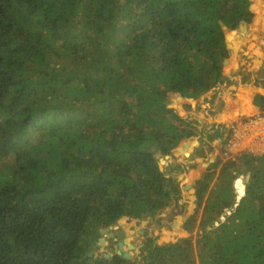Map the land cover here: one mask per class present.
Segmentation results:
<instances>
[{
	"label": "trees",
	"instance_id": "obj_1",
	"mask_svg": "<svg viewBox=\"0 0 264 264\" xmlns=\"http://www.w3.org/2000/svg\"><path fill=\"white\" fill-rule=\"evenodd\" d=\"M253 17L251 0H0V264H264V154L205 170L189 240L95 253L103 227L177 206L171 158L197 127L171 94L220 83L226 28L236 48Z\"/></svg>",
	"mask_w": 264,
	"mask_h": 264
},
{
	"label": "crops",
	"instance_id": "obj_2",
	"mask_svg": "<svg viewBox=\"0 0 264 264\" xmlns=\"http://www.w3.org/2000/svg\"><path fill=\"white\" fill-rule=\"evenodd\" d=\"M253 21L254 24L255 21L257 24L250 27L247 39L242 38L237 47L233 48L232 53L229 54L230 59L228 58L227 64H224V77L220 83L199 97L192 98L193 102L182 95L171 94L176 99V103L170 106L175 107L183 117L195 121L194 124L197 127L196 134L183 140L175 149L174 157L171 158L183 167L182 170L175 172L174 175L180 182L182 198H188L191 203L196 199V181L212 163L221 157L223 142L228 134V125L238 115L257 112L264 107V104L258 102L261 98H257L258 96H264V75L261 73L263 55L259 46L258 50L256 47L250 46L258 40L264 46L263 9L261 14L255 16L248 23L252 24ZM231 31H238V29L229 30V32ZM228 33L226 34V40L229 46L233 41L228 38ZM248 40L251 43L249 45ZM245 53L253 58V61H246L244 58ZM187 103L190 104L189 107H186ZM250 105L253 108L252 112L247 110ZM239 176L246 182V175L240 174ZM236 181L235 179V187ZM188 199H185L186 203L189 201ZM171 208L167 207L161 214L164 215ZM228 209L224 208L220 217H224L225 212L229 211ZM193 211V205L189 206L185 216L177 215L178 217L180 216L179 222L175 220L174 225H179L182 229V220L184 221ZM136 220L140 219L122 217L116 224L111 226L109 234L116 232V230L123 231L125 233L123 236L134 244L132 241L136 237L135 232H140L142 228H139V226L143 224L140 225L143 222L140 220L137 225ZM149 220L151 221L152 218L149 217ZM183 238L188 239L187 236ZM117 240L118 238L112 240L115 246ZM125 249L130 250L127 245H125ZM130 251L132 256L133 250Z\"/></svg>",
	"mask_w": 264,
	"mask_h": 264
},
{
	"label": "rangeland",
	"instance_id": "obj_3",
	"mask_svg": "<svg viewBox=\"0 0 264 264\" xmlns=\"http://www.w3.org/2000/svg\"><path fill=\"white\" fill-rule=\"evenodd\" d=\"M260 1L263 3L260 6V8L264 10V0H260ZM255 2H257V0H255ZM255 2L253 1L251 3V10L254 13V17L257 16L258 14H261L257 11L256 7H254ZM253 24H254V21H253L252 25ZM228 32H229V30L226 32V34ZM250 38H251V36H250ZM247 42H248V45L251 44L249 42V40ZM247 42H246V44H247ZM227 45H228V42H227ZM250 46L253 48L256 47L257 50H258V46L260 47V50L262 51V55H263L262 62L264 64V46L261 44L260 40L255 41ZM248 52H249V50H248ZM249 57L250 56H248L247 53L244 54V58L246 61H253L252 60L253 58H251V57L249 58ZM228 58L230 59V57H228ZM263 64H262L261 73L264 75V65ZM174 152H175V150H174ZM173 157H174V153H173ZM185 199H188V198H185ZM185 199L181 198L178 201L177 206H175L174 204H171L169 207H172V208L169 209L168 212H165L164 215H162V214L157 215L155 217V219L152 217L151 221L149 220V217L140 219L143 221L140 223V225L142 223L144 225L142 224V226H139V228H142L143 231L141 230L138 233L135 232L136 237L132 241V242H134L135 247H136L132 251L133 258H135L137 256L138 259H141V253L143 251L144 242H145V239L147 236L156 237V241L159 244L176 242L179 239H182L184 236H187L188 240L190 239L189 237L191 236V232H188L186 229H184V226H183L186 218L184 219V221L182 220V223L180 221V223L182 224V229H181V226L174 225V222H176L175 220H177V222H179L178 219L180 218V216L178 217L177 215L185 216L189 206L193 205L194 210L196 208L197 203H195V202L191 203L189 199H188L189 201L187 203H185L186 202ZM183 204H185V205L183 206ZM113 248H116V246H115V244H113L112 240L110 242L106 241L103 246H99V249L97 251H95V253L97 252V253L106 254V253L110 252V250Z\"/></svg>",
	"mask_w": 264,
	"mask_h": 264
},
{
	"label": "built area",
	"instance_id": "obj_4",
	"mask_svg": "<svg viewBox=\"0 0 264 264\" xmlns=\"http://www.w3.org/2000/svg\"><path fill=\"white\" fill-rule=\"evenodd\" d=\"M243 154H264V107L257 112L240 114L228 125V134L223 142L221 159L235 161ZM243 190L236 184L239 196L244 194L245 181L238 176Z\"/></svg>",
	"mask_w": 264,
	"mask_h": 264
},
{
	"label": "water",
	"instance_id": "obj_5",
	"mask_svg": "<svg viewBox=\"0 0 264 264\" xmlns=\"http://www.w3.org/2000/svg\"><path fill=\"white\" fill-rule=\"evenodd\" d=\"M254 0H251V3L253 2ZM229 29L226 28V32L228 31ZM233 48L231 46H228V51H229V54L232 53V50ZM228 62V59H226L224 61V64H227ZM185 98H187L188 100H192V97H187V96H184ZM158 156L161 157L162 154L159 152L158 153ZM168 158V156L166 155L164 158L161 159L160 161V168L163 169V166L164 164L166 163V159ZM197 198L194 200L195 203H197ZM150 218H152L151 216H149ZM129 219H131L132 217H128ZM140 222V220H136V224L138 225ZM112 226V225H111ZM111 226L109 227H103L101 229V234L103 235L102 237H100L98 239V242L96 243L97 246H103L105 244L106 241H109V240H113L115 238H118L117 240V244H116V248H113L110 250V252L106 253V256L107 257H110L112 256L113 254H120L124 257H127V256H131V249L130 250H127L125 249V245L129 246L130 248H133V250L135 249V245L130 243L123 235H125V233L122 231H117L112 233V234H109L110 233V229H111ZM94 253V250H91L89 255H93ZM105 254H102V256H104Z\"/></svg>",
	"mask_w": 264,
	"mask_h": 264
},
{
	"label": "bare ground",
	"instance_id": "obj_6",
	"mask_svg": "<svg viewBox=\"0 0 264 264\" xmlns=\"http://www.w3.org/2000/svg\"><path fill=\"white\" fill-rule=\"evenodd\" d=\"M241 23H248V22L245 21V20H242V21L240 22V24H241ZM240 24H239V25H240ZM232 50H233V49H232ZM192 102H193V100H192ZM124 248H125V247H124ZM128 248L131 249V250H133V248H130L129 246H128ZM123 257H124V256H123ZM125 258H127V259H131L132 256H127V257H125Z\"/></svg>",
	"mask_w": 264,
	"mask_h": 264
}]
</instances>
